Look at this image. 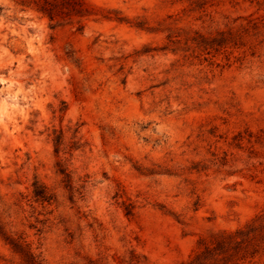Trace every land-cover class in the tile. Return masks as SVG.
Masks as SVG:
<instances>
[{
	"label": "rangeland",
	"instance_id": "rangeland-1",
	"mask_svg": "<svg viewBox=\"0 0 264 264\" xmlns=\"http://www.w3.org/2000/svg\"><path fill=\"white\" fill-rule=\"evenodd\" d=\"M84 2L0 0V264H264V0Z\"/></svg>",
	"mask_w": 264,
	"mask_h": 264
},
{
	"label": "trees",
	"instance_id": "trees-1",
	"mask_svg": "<svg viewBox=\"0 0 264 264\" xmlns=\"http://www.w3.org/2000/svg\"><path fill=\"white\" fill-rule=\"evenodd\" d=\"M24 5L37 8L52 23L59 25L60 20L73 18L82 19L89 14V10L84 0H20ZM80 24V21H79ZM55 25V26H56ZM83 25L80 24V30ZM61 138H58L57 144L60 146ZM35 198L42 203L50 204L52 196L43 187H36Z\"/></svg>",
	"mask_w": 264,
	"mask_h": 264
}]
</instances>
